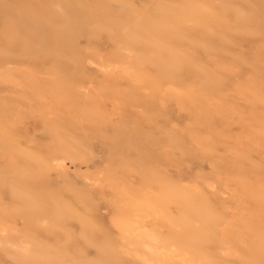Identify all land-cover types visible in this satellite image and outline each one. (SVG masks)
Listing matches in <instances>:
<instances>
[{"label": "bare ground", "instance_id": "6f19581e", "mask_svg": "<svg viewBox=\"0 0 264 264\" xmlns=\"http://www.w3.org/2000/svg\"><path fill=\"white\" fill-rule=\"evenodd\" d=\"M228 262L264 264V0H0V264Z\"/></svg>", "mask_w": 264, "mask_h": 264}, {"label": "rangeland", "instance_id": "374dc122", "mask_svg": "<svg viewBox=\"0 0 264 264\" xmlns=\"http://www.w3.org/2000/svg\"><path fill=\"white\" fill-rule=\"evenodd\" d=\"M95 100H96V103H97V105L98 106H100V107H102V108H104V109H107V110H112L113 109V104L110 102V101H107V100H105L103 97H101V96H97L96 98H95ZM21 130H22V132L26 135V136H28V137H30L32 134H34V136H36L37 138H41V134L39 133V132H34V124H33V121H31V120H29V121H26V122H24L23 124H21ZM235 128V127H234ZM93 149H94V151H95V153H96V157H95V159H93L92 161H87V163H84V164H80V165H77V167H75L74 165H71L70 163H67V166L69 167V169H70V172L71 173H74L75 171H78V169L80 170V172H85V173H87L88 175H90V174H92L94 171H95V167L96 166H99V164H100V162H101V160H102V157H103V154H102V150H101V144H100V142H98V141H94V143H93ZM201 167H207V164L206 163H204V164H202L201 165V163L199 164ZM204 165V166H203ZM82 166H84V167H82ZM85 168V169H84ZM75 169H77V170H75ZM82 169V170H81ZM75 170V171H74ZM86 170V171H85ZM94 170V171H93ZM189 170V171H188ZM187 170V174L189 175V177L190 178H192L193 176H194V173H195V169L193 170V169H188ZM193 170V171H192ZM82 172V173H83ZM84 173V174H85ZM230 185V186H229ZM233 187V189H231ZM226 188H228V190L227 191H229L228 193H230L229 195H233V193L235 192V187L232 185V184H228L227 185V187ZM234 190V191H233ZM110 190H108L107 189V191H106V195H107V197H110L111 196V191H110V193H108ZM231 192H233L232 194H231ZM236 193V197H235V194H234V199L235 198H237V194H238V192H235ZM225 197H228V195H226ZM103 199V198H102ZM101 199V201L102 202H104V199L102 200ZM237 205V204H236ZM235 206V205H234ZM104 212V211H103ZM230 212V214H231V216L232 215H234L235 213H236V209H233V207H232V209L229 211ZM103 214H106V211L103 213ZM229 264H233L232 262H228Z\"/></svg>", "mask_w": 264, "mask_h": 264}]
</instances>
